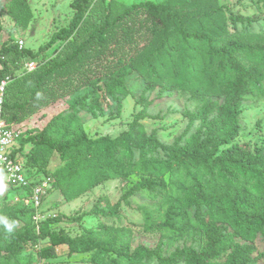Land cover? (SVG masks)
<instances>
[{
	"label": "trees",
	"instance_id": "obj_1",
	"mask_svg": "<svg viewBox=\"0 0 264 264\" xmlns=\"http://www.w3.org/2000/svg\"><path fill=\"white\" fill-rule=\"evenodd\" d=\"M95 1L72 0L67 24L36 51L19 47L11 37L0 45V81L10 77L2 113L21 131L11 155L22 156L29 179L24 187L7 184V199L0 203V216L16 222L11 233L0 223V264H47L57 257L59 245H66L69 255L92 253L95 264H264V249L256 244L258 238L264 241V146L251 151L239 141L243 104L264 101V28L260 26L264 0L253 1L256 11L252 15L235 12L218 0H140L126 9L115 3L111 17L105 16L100 23L93 21L90 10ZM120 8L122 13L113 16ZM19 11H26L24 3L13 0L8 14L25 25L27 14L18 16ZM141 12L149 13L150 29L140 38L147 32L157 38L154 46L147 35L141 39L143 48H153L148 54L143 49L144 74L151 77L146 82L138 69L126 70L122 58L116 67L109 56L95 60L96 42L106 43L109 29L116 30L114 38L118 39L112 51H123L124 45L131 44L130 35L122 36L131 26L128 20ZM86 22L88 31L82 34L81 25ZM78 33L85 37L67 52L70 37ZM61 42L66 45L55 51L49 63L21 74L26 60H41L45 50ZM104 66L111 70L98 79ZM198 68L208 74L210 91L198 86L180 90L181 105L169 102L177 74ZM128 74L142 80L140 92L131 95L141 109L133 113L129 128L117 136H90L85 119L121 113ZM194 79L198 81L199 76ZM58 99L68 106L52 115L40 130L26 132L18 125ZM161 99H167L165 110L148 111V106ZM169 113L181 114L186 124L165 142L157 135L158 128L148 132L142 121H161ZM53 154L63 165L48 173ZM108 166L111 172H107ZM45 175L50 181L39 206L24 204L31 187L40 184ZM131 175L137 180L121 196L123 202L142 191L169 201L162 221L152 223L150 212L145 213V229L169 230L185 234V239L193 232L190 244L184 240L167 252V241L159 238L153 248L146 244L132 248L129 226L107 223L116 217L121 199L111 204L101 197L81 215L34 220L51 188L69 201L103 181ZM14 195L19 201L10 203ZM87 216L98 221L76 235L54 227L64 219L81 224Z\"/></svg>",
	"mask_w": 264,
	"mask_h": 264
},
{
	"label": "rangeland",
	"instance_id": "obj_2",
	"mask_svg": "<svg viewBox=\"0 0 264 264\" xmlns=\"http://www.w3.org/2000/svg\"><path fill=\"white\" fill-rule=\"evenodd\" d=\"M71 1L72 0H22L24 3V9H26V11L21 12H23V14H27L26 23L25 25H22L19 24L18 20H13L8 14L13 0H0V45L3 43V41L11 37L13 38L14 42L21 40L23 41V45L31 47L36 51L38 47L44 46L46 44L54 31L67 24L69 18L72 15V9L70 7ZM138 1L140 0H96L93 2L94 4L90 8L94 15L93 21L95 23H100L103 21L105 16L110 18L113 5H116L115 3L124 6L126 9ZM160 1L163 0H157V2ZM253 1L254 0H218L220 4L231 6L235 12H240L244 15H252L253 12L256 11L254 2L257 0L254 2ZM25 5L27 8H25ZM122 9L120 8L119 11H116L113 16L121 14L123 11ZM21 12L19 11L18 16ZM134 14L136 15L132 16V20L131 18L128 20V25L131 23V26L127 27L126 29L128 32L122 36L123 38H127L130 35L128 40L131 42V44L128 46L124 45L126 48L123 51L122 49H119L120 52H117V50H115V52L112 51V49L118 44V39L114 38L116 30L109 29V33L105 40L106 43L104 41L103 43H99L100 41L96 42L98 55L95 60H103L109 56L114 67H116L118 60L122 58L123 63H121V65H124L126 70L131 67L138 69L136 71H138L144 82H146L151 77L148 74H144L145 65L143 63V49L146 51V54H148L153 48H143V42L141 39L146 36L148 32L142 38H140V36L143 34L145 29H150V15L147 12ZM86 25H88L87 22L85 25H81V28L84 29L82 34H86L88 31ZM260 26L264 28V16L260 17ZM79 30L80 28L78 29V32ZM81 31L82 29L80 32ZM84 37H80L79 33L76 37L74 35L71 36L69 45L70 47L67 52H71V50L78 45L77 41L79 40L78 42H80L81 38ZM147 39L152 40L151 46L157 44V38L147 35ZM65 45L66 44L64 42H61L57 43L55 47L45 50L44 54H42V59L37 61L36 68H40V66L41 68L44 67L45 63H49L53 59V54L55 51L57 52L58 48H63ZM101 47L103 49H101ZM192 60L193 58L191 57L189 62H192ZM81 65L83 66L84 64L81 63ZM96 66L97 64H94V67ZM22 70L23 72L21 74H24L27 71L25 69ZM110 70V67L104 66V70L101 69L98 74V79H100ZM195 76H199L198 81H195ZM128 77L129 74L125 79H128ZM78 78H76L77 81ZM175 79L176 82L173 81V83L176 85V89L174 90L172 97L169 98V102H178L181 105L183 100L182 96L179 94L180 90L193 89L195 86H198L205 92L210 91L208 74L206 75L203 72H200L199 68L197 71L194 69L193 72L188 71L187 69L185 71H181V73L177 74ZM81 80L88 81L83 78H81ZM128 81L129 83L127 88L124 89L126 96L122 101L120 114H116L114 112L112 115L109 114L106 117L90 120L89 118L85 119V123H87L88 126L86 131L90 136L95 137L97 135H108L115 137L123 130H127L129 128V124L133 119V113L141 109V106H137L135 104V99L132 98L131 95L138 94L142 89L143 84L142 80L133 79L132 77H129ZM83 92L84 91H82V93ZM78 93L79 91L73 94ZM154 95L155 92H153L149 98ZM72 100L73 99H70V101ZM67 106L68 105L64 99H58L56 102L39 109L38 113L35 115L36 119L24 117L25 120L18 123V125L21 126L23 131L26 132L35 129L40 130L44 127L52 115L64 110ZM166 107L167 99H161L148 106V111L151 113H156L160 109L165 110ZM242 107L244 108V111L242 112L240 118L242 119L243 130L241 131L239 141L251 151H255L258 148L264 146V101H247ZM5 121L7 120L5 119ZM7 122L13 123V126L17 125L15 124L14 120ZM142 122L148 132L158 128L159 130L157 131V135L165 142L170 141L175 135L181 132L186 124V121L181 114L174 113H169L161 121L145 118ZM27 146H30V144ZM28 149H26V151H28ZM61 165L63 164L58 156L53 154L48 164L47 172L51 173V171L60 167ZM107 172H111V166H108ZM48 175L43 176V178L48 177ZM166 179H168V175L166 176ZM135 180H137V176L131 175L124 180L122 177L118 176L115 179L103 181L98 186L92 187L91 190H85L78 197L69 201H66L64 196L58 190H53L51 188L50 191H48V193L43 197L41 206L37 210L36 216H34L36 219L34 220L38 221L47 216L54 215H64L69 217L81 215L84 212H89L94 207L97 200L101 197H106L111 204H114L121 199L123 193L132 186ZM5 184L6 190L3 195H0V203L7 199L6 194L9 188L6 182ZM159 199L160 198L158 197H150L146 191L136 192L133 196L128 197L127 202H123L121 199L119 206L120 208L116 217L110 218L107 223L109 224L110 222L114 226H129L132 232V248L138 246L139 244H146L150 248H153L159 238H163L167 241V252L173 250L176 245H182L184 240H186L187 244H190L192 242L193 232H188V235L185 239V234H174L169 232V230H164L162 232H150L145 229V224L148 223H146V219L144 218L146 212H150L152 215V223L163 220V214L169 201ZM18 201L19 198L16 195L9 199L10 203H16ZM23 202H27L24 204H28L29 197L24 198ZM100 218L101 220H105L102 217ZM97 221V218L89 216L84 217L81 224H78L77 222H70L64 219L63 222L55 225L54 227L57 229L63 228L67 233L73 236L82 232L83 227L93 226ZM18 225H20V223ZM197 243L202 245L203 241H198ZM256 244L259 250L264 249V241L261 238L256 240ZM56 252L57 257L47 264H95L94 260H92V253L69 255L66 245L57 246ZM36 264L40 263L37 262ZM41 264H46V262Z\"/></svg>",
	"mask_w": 264,
	"mask_h": 264
},
{
	"label": "built area",
	"instance_id": "obj_3",
	"mask_svg": "<svg viewBox=\"0 0 264 264\" xmlns=\"http://www.w3.org/2000/svg\"><path fill=\"white\" fill-rule=\"evenodd\" d=\"M18 45L22 47L23 42L19 40ZM35 67L36 63L34 61L25 62L26 70L30 71ZM9 80L10 77H7L0 81V169L3 170L6 177L5 182L8 185L24 187L29 184L24 159L20 154L11 155L15 139L21 131L5 121L2 113L5 87ZM49 181V178H45L41 180L40 184L31 187L28 203H32L35 207L39 206L41 197L46 193V188L49 186Z\"/></svg>",
	"mask_w": 264,
	"mask_h": 264
},
{
	"label": "clouds",
	"instance_id": "obj_4",
	"mask_svg": "<svg viewBox=\"0 0 264 264\" xmlns=\"http://www.w3.org/2000/svg\"><path fill=\"white\" fill-rule=\"evenodd\" d=\"M23 42V41H22ZM17 43H18V41H17ZM34 61L35 63H36V67H37V60L36 59H28V60H26V61ZM25 61V62H26ZM25 62H24V68H25ZM35 67V68H36ZM34 68V69H35ZM34 69H32V70H34ZM25 70H26V68H25ZM32 70H30V71H32ZM28 71V70H27ZM26 150V149H25ZM5 179H6V177H5V175H4V173H3V170L2 169H0V195H3L4 194V192H5V190H6V184H5ZM0 223H2L4 226H5V228H6V230L9 232V233H11L12 232V230H13V228H14V226H15V223L16 222H9V220L6 218V217H3V216H0Z\"/></svg>",
	"mask_w": 264,
	"mask_h": 264
},
{
	"label": "crops",
	"instance_id": "obj_5",
	"mask_svg": "<svg viewBox=\"0 0 264 264\" xmlns=\"http://www.w3.org/2000/svg\"><path fill=\"white\" fill-rule=\"evenodd\" d=\"M37 113H38V112L34 113L30 118H33V119L35 118V119H36V116H35V115H36ZM27 119H28V118H27ZM27 121H28V120H27ZM27 121H26V122H27ZM12 125H14V124H12Z\"/></svg>",
	"mask_w": 264,
	"mask_h": 264
}]
</instances>
